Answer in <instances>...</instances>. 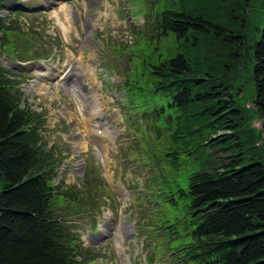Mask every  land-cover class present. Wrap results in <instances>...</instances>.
<instances>
[{
  "label": "trees",
  "instance_id": "trees-1",
  "mask_svg": "<svg viewBox=\"0 0 264 264\" xmlns=\"http://www.w3.org/2000/svg\"><path fill=\"white\" fill-rule=\"evenodd\" d=\"M3 8L0 0V54L22 60L8 54L23 44ZM152 12L125 91L128 103L152 96L147 89L158 101L136 106L146 124L134 122L129 150L157 169L150 196L160 208V239L177 264H264V162L260 153L250 156L255 161L244 157L263 146H253L258 132L235 98L249 80L264 119V0H153ZM206 37L228 45L221 51L227 58L210 56ZM20 83L0 64V264L90 262L95 257L84 255L69 216L95 217L101 204L93 186L105 182L96 164L95 174L87 166L82 189L56 182L63 157L43 141L45 120L27 105Z\"/></svg>",
  "mask_w": 264,
  "mask_h": 264
},
{
  "label": "rangeland",
  "instance_id": "rangeland-1",
  "mask_svg": "<svg viewBox=\"0 0 264 264\" xmlns=\"http://www.w3.org/2000/svg\"><path fill=\"white\" fill-rule=\"evenodd\" d=\"M6 3L18 4L8 18L20 31L15 43L23 44L22 51L8 54H19L24 61L0 54V64L21 81L23 99L45 120L43 141L63 157L56 182L82 189L87 166L92 165V172L93 164L99 162L102 167L104 186H93L101 204L94 210L98 214L69 216L82 247L89 250L84 255L95 257L82 264H177L167 242L160 239L165 237L164 229L158 227L160 208L150 196L152 188L158 191L150 177L157 169L142 154L132 157L129 150L137 141L134 122L145 123L136 106L158 102L156 94L147 89L152 96L128 103L125 91L128 79L137 72L132 60L146 40V14L153 13V0H23L25 8L19 0ZM201 40L214 59L227 58L221 51L228 45L207 37ZM28 50L31 53L26 54ZM18 62L23 68H17ZM70 71L74 76L67 78ZM238 73L241 78L246 75ZM140 82L146 87L152 84L144 79ZM243 83L245 92L240 90L235 98L248 104V128L259 135L253 146H263L247 151L244 157L249 162L255 158L264 162V119L256 112L249 80ZM259 153V158L250 159Z\"/></svg>",
  "mask_w": 264,
  "mask_h": 264
},
{
  "label": "bare ground",
  "instance_id": "bare-ground-1",
  "mask_svg": "<svg viewBox=\"0 0 264 264\" xmlns=\"http://www.w3.org/2000/svg\"><path fill=\"white\" fill-rule=\"evenodd\" d=\"M81 72V71H80ZM78 75V74H77ZM80 76V75H79ZM76 78V77H75Z\"/></svg>",
  "mask_w": 264,
  "mask_h": 264
},
{
  "label": "water",
  "instance_id": "water-1",
  "mask_svg": "<svg viewBox=\"0 0 264 264\" xmlns=\"http://www.w3.org/2000/svg\"><path fill=\"white\" fill-rule=\"evenodd\" d=\"M262 125L264 126V123Z\"/></svg>",
  "mask_w": 264,
  "mask_h": 264
}]
</instances>
